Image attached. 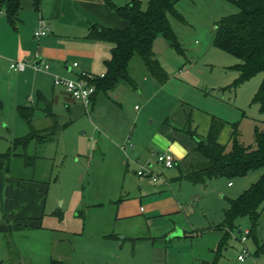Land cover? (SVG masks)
I'll return each mask as SVG.
<instances>
[{"label":"rangeland","instance_id":"obj_1","mask_svg":"<svg viewBox=\"0 0 264 264\" xmlns=\"http://www.w3.org/2000/svg\"><path fill=\"white\" fill-rule=\"evenodd\" d=\"M141 1L147 9L149 0ZM114 2L123 6L130 0ZM176 10L179 17L170 15L169 20L183 54L161 37L154 44L156 59L169 75L167 83L160 84L136 58L130 66L135 88L122 84L99 95L93 109L90 105L88 111L64 120L69 125L63 126L58 140L49 143L48 160H41L39 168L14 169L18 177L47 182L42 225L66 236L65 251L72 264H155L167 256L172 262L179 252L203 254L212 261L222 240L219 264H241L238 256L244 245L252 255L244 264H264V209L256 227L249 218H239L226 240V232L221 230L231 201L256 184L264 168L205 185L180 181L181 171L204 158L191 150V139L185 135L176 138L174 131L189 117L191 131L206 138L210 123L218 119L225 123L220 135L227 144L232 126L237 124L241 143L254 147L255 130L263 127L256 97L264 73L240 82L236 70L240 60L215 45L221 21L239 12L233 0H183ZM9 127L13 130L15 124ZM129 139L136 145L135 154L125 149ZM167 160L175 162L173 170L164 168ZM149 165L156 174L173 180L170 188L159 192L163 198L144 194L141 188L138 172ZM168 193L182 209L151 214L149 201H162ZM125 198L143 201L137 210L141 216H118ZM179 230L184 231L181 238L175 235ZM246 231L252 235L243 245L239 234ZM20 241V237H12L13 249L26 246L34 264L50 263L43 235L29 233L28 239Z\"/></svg>","mask_w":264,"mask_h":264},{"label":"crops","instance_id":"obj_2","mask_svg":"<svg viewBox=\"0 0 264 264\" xmlns=\"http://www.w3.org/2000/svg\"><path fill=\"white\" fill-rule=\"evenodd\" d=\"M42 21L49 32L46 36L37 39L35 33L42 27ZM92 25L118 30L125 28V22L108 8L105 0H42L38 10L34 7L33 0H22V10L15 26H12L6 15L0 12V56L3 57L0 63V155L8 154L13 142L25 137L30 132V127L26 123L28 130L21 125L20 107L32 106L36 109L33 117L35 129L42 131L56 127V134L50 142L41 146L32 144L28 148L30 155L39 156L35 166L27 167L22 159L12 158L9 165L10 172L0 173L5 175L6 182L4 204L0 205V264H34L35 260L31 249L26 246L18 248L14 246L13 249L11 246L12 237H20V242H23L22 240L29 238V233L31 235L39 233L47 240L48 243L44 248L46 253H49V264L54 261L72 264L70 255L65 251L66 236L60 230L43 228L42 225L44 192L47 182L25 176L18 177L14 174V169L24 168L27 172L29 169L39 168L41 160H48L45 155L46 150L49 149L47 148L49 143L58 140L63 126L69 125V123H64V120L79 116L84 109L88 111L90 105L92 109L97 106L99 95L89 106L85 107L83 104L75 102L64 87L54 84L55 77L78 79L84 73L101 76L106 74V62L112 57L114 45L91 38ZM36 54H40L43 60L50 65L48 73L35 72L31 69L19 74L10 71L11 61H31ZM75 64L78 66L76 67ZM12 123L15 124V129L10 130L9 126ZM186 125L187 122L180 130L174 129L175 137L185 135L191 139L194 142L191 150L195 152L197 141L183 131ZM193 127L195 128V126ZM199 135L205 137V135ZM219 142L222 145H227L221 135ZM128 143L134 146L132 154H135L137 152L136 145L131 139L125 145ZM124 146L121 147V150L126 153ZM18 162L22 163L21 167ZM192 164L184 171H187ZM1 168L2 160H0V171ZM148 168L155 173V168L152 165H149ZM173 169H166V171ZM156 175L160 177V181L157 183L143 177L139 178V182L145 191L144 194L162 197L163 195L159 192L170 188L173 180L163 178L160 174ZM229 185L233 187L231 183ZM167 195L168 197L162 201H149L148 206L151 207V214H168L182 209L176 198H173L169 193ZM125 201L127 202L120 205L119 208L118 216L120 218L141 216L137 210L139 204H142V200L125 198ZM176 233L177 238L184 236L182 230ZM223 241L217 246L216 257L212 258L211 256L212 261H209L208 256H203V254L198 256L194 252H179L172 262L167 256L165 261L155 264H219ZM210 250L215 251V249ZM239 263L244 264L246 260L239 261Z\"/></svg>","mask_w":264,"mask_h":264},{"label":"trees","instance_id":"obj_3","mask_svg":"<svg viewBox=\"0 0 264 264\" xmlns=\"http://www.w3.org/2000/svg\"><path fill=\"white\" fill-rule=\"evenodd\" d=\"M38 10L42 0H33ZM183 0H149L147 9L141 0H130L121 6L114 0H105L108 8L125 22L124 29H109L92 25L91 38L110 42L114 45L111 59L106 62L107 71L104 76L95 77L91 84L96 92L92 101L101 94L107 95L122 84L133 88L136 82L130 73V66L136 58H140L148 73L160 84L169 80V75L156 59L154 44L158 38L165 39L169 46L183 54V50L171 28L169 16L179 17L176 4ZM239 12L225 18L216 29L215 45L240 60L236 70L240 74V82H245L259 73H264V0H233ZM22 10V0H0V12L8 22L15 26ZM263 115V127L255 130V146H245L240 141L239 125L232 126L229 144L219 142L220 134L225 127L221 120L214 119L206 138L191 131L192 120L188 117L185 131L197 141L195 152L204 161L192 164L187 171H181L179 180L189 181L195 185L227 178L244 177L248 173L264 168V80L256 97ZM35 108L20 107L22 120L30 127L25 137L15 140L10 152L0 155L2 168L0 173L10 172L12 158H20L27 167L36 165L37 155H30L28 148L32 144L41 146L50 142L56 127L49 130H37L33 127ZM264 209V175L248 191L238 199L231 201L225 213V221L221 226L225 240L234 229L235 220L249 218L253 227L258 225L261 210ZM252 235L250 231L249 236ZM224 243V241H223ZM223 245V244H222ZM52 264H62L52 262Z\"/></svg>","mask_w":264,"mask_h":264},{"label":"built area","instance_id":"obj_4","mask_svg":"<svg viewBox=\"0 0 264 264\" xmlns=\"http://www.w3.org/2000/svg\"><path fill=\"white\" fill-rule=\"evenodd\" d=\"M49 30L42 21V27L38 32L35 33V37L40 39L48 34ZM3 57L0 56V63L2 62ZM77 67L78 65L75 64ZM31 69L35 72H45L48 73L50 70V65L45 62L40 54H36L33 60H21V61H11L10 62V71L15 74ZM95 77L89 74H82L78 79H65L61 77H55L54 84L56 86H62L65 88L69 96L75 101L83 104L85 107L89 106L92 102V98L96 92L95 86L91 84V80ZM133 149L134 146L131 143L125 145V149ZM166 169H173L175 167V162L173 160H167L165 162ZM139 177L149 178L152 182L157 183L160 181V177L156 175L151 169L147 167H141V170L138 172ZM250 231L240 234V242L244 245L247 241ZM251 254L248 249L245 247L239 255V261L244 262L247 257Z\"/></svg>","mask_w":264,"mask_h":264},{"label":"water","instance_id":"obj_5","mask_svg":"<svg viewBox=\"0 0 264 264\" xmlns=\"http://www.w3.org/2000/svg\"><path fill=\"white\" fill-rule=\"evenodd\" d=\"M5 175L0 174V205L2 206L4 204V191H5Z\"/></svg>","mask_w":264,"mask_h":264}]
</instances>
